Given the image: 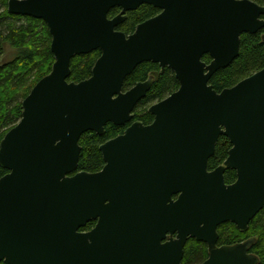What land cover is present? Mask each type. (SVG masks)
<instances>
[{
	"label": "water",
	"instance_id": "1",
	"mask_svg": "<svg viewBox=\"0 0 264 264\" xmlns=\"http://www.w3.org/2000/svg\"><path fill=\"white\" fill-rule=\"evenodd\" d=\"M143 4L159 14L130 34L117 30ZM115 7L121 12L109 17ZM8 11L45 21L55 62L0 142V166L9 171L0 177V263L182 264L185 245L195 238L208 244L201 264H259L250 252L255 239L217 242L220 224L246 230L264 208V68L221 92L210 80L239 56L242 34L264 27V6L9 0ZM94 50L101 56L91 77L69 81L71 60ZM143 62L170 67L179 89L150 107L152 124L134 121L101 146L103 170L77 172L83 134L133 120L152 80L123 86ZM221 136L232 148L210 171ZM227 169L237 172L233 184L225 181ZM92 220L94 229L80 231Z\"/></svg>",
	"mask_w": 264,
	"mask_h": 264
},
{
	"label": "trees",
	"instance_id": "2",
	"mask_svg": "<svg viewBox=\"0 0 264 264\" xmlns=\"http://www.w3.org/2000/svg\"><path fill=\"white\" fill-rule=\"evenodd\" d=\"M8 1L0 0V59L7 46L13 50L11 57L0 64V142L22 118L23 100L35 84L50 73L55 62L51 51L52 36L45 21L32 16L11 14L8 11ZM252 1L264 6V0ZM120 10V7L113 8L109 17L118 14ZM159 12L160 10L153 5L143 4L136 10L129 11L127 19L118 25L117 30L130 34L139 23ZM100 56L101 50L75 56L71 60L69 81L80 82L91 77L93 67ZM203 60L210 63L212 58L205 55ZM263 68L264 28L257 33L241 35L239 56L228 67L218 70L211 78L210 84L221 92ZM151 73L156 75V80L134 110V120H140L144 124L150 123L154 118L148 112L149 105L165 98L180 86L171 68L166 67L161 72L158 63L143 62L125 79L123 90H128L137 81L145 80ZM126 126L109 123L105 127L104 135H98L93 131L85 133L80 139L82 151L79 170L92 172L101 169L104 160L99 145L107 138L123 133ZM230 147L228 139L222 136L217 143L215 154L209 160V169L220 165L227 158ZM8 172L0 166V177ZM235 179V171L226 173L228 183ZM93 224L90 223L87 228H91ZM219 233V244L222 245H231L248 236H255L257 241L251 252L259 257V264H264V208L252 220L247 232H239L232 223H226L220 226ZM207 258V245L196 239H189L185 246L183 264H201Z\"/></svg>",
	"mask_w": 264,
	"mask_h": 264
},
{
	"label": "flooded vegetation",
	"instance_id": "3",
	"mask_svg": "<svg viewBox=\"0 0 264 264\" xmlns=\"http://www.w3.org/2000/svg\"><path fill=\"white\" fill-rule=\"evenodd\" d=\"M120 12H121V10H120ZM119 12V13H120ZM118 13V14H119ZM128 13V12H127ZM118 14H116V15H114L113 17H115V16H117ZM159 14V13H158ZM264 18V17H263ZM127 19V18H126ZM264 28V27H263ZM262 28V29H263ZM260 31V30H259ZM160 65V64H159ZM161 66V65H160ZM168 67V66H167ZM166 68V67H165ZM164 68V69H165ZM170 68V67H169ZM162 67H161V72L164 70ZM175 73V72H174ZM176 76V75H175ZM149 80H152V85H153V83L155 82V80H156V75L154 74V73H151V74H149L148 75V77L145 79V80H142V81H137L134 85H132L129 89H131L132 87H134L135 85H137L138 83H142V82H147V81H149ZM178 80V79H177ZM180 84V83H179ZM180 87V86H179ZM151 88H152V86H151ZM128 89V90H129ZM179 89V88H178ZM151 90V89H150ZM149 90V91H150ZM127 91V90H126ZM148 91V92H149ZM176 91V90H175ZM174 91V92H175ZM147 92V93H148ZM173 93V92H172ZM171 93V94H172ZM170 95V94H169ZM168 95V96H169ZM146 96V95H145ZM168 96H166V97H168ZM165 97V98H166ZM144 98V97H143ZM142 98V99H143ZM165 98H163V99H165ZM141 99V100H142ZM163 99H160V100H157V101H155V102H153L152 104H150L149 105V107H148V112L150 113V114H152L150 111H149V109H150V107L153 105V104H155V103H157V102H159V101H161V100H163ZM140 100V101H141ZM139 101V102H140ZM139 102L137 103V105H136V107L138 106V104H139ZM135 107V108H136ZM135 110V109H134ZM133 114H134V111H133ZM153 115V114H152ZM154 116V115H153ZM134 121H137V120H134V117H133V120L131 121V122H129V123H127L126 125H124V126H126V128L128 127V126H130ZM140 121V120H139ZM153 121H154V118H153V120L150 122V123H148V124H152L153 123ZM129 124V125H128ZM148 124H146V125H148ZM107 126V125H106ZM126 128H125V130H126ZM124 130V131H125ZM124 133V132H123ZM84 135V134H83ZM82 135V136H83ZM98 135H104V134H98ZM120 135H123L122 133L121 134H117V135H115V136H111V137H109V138H107L106 140H104L100 145H99V150L101 151V153H102V156H103V160H104V165H103V167L101 168V169H99V170H97V171H85V170H79V165H78V170H77V172H88V173H97V172H99V171H101V170H103V168H104V166L106 165V161H105V158H104V155H103V152H102V150H101V146L103 145V144H105L106 142H108V141H110V140H112V139H115V138H117L118 136H120ZM81 136V137H82ZM222 137V136H221ZM220 137V138H221ZM223 137H225V136H223ZM219 138V139H220ZM227 138V137H226ZM81 139V138H80ZM228 139V138H227ZM219 141V140H218ZM228 141H229V139H228ZM229 143H230V141H229ZM79 144H80V142H79ZM231 144V143H230ZM81 146V145H80ZM232 148V144H231V147H230V149ZM230 149H229V151H230ZM81 151H82V146H81ZM229 151H228V155H229ZM80 156H81V153H80ZM228 157V156H227ZM227 159V158H226ZM225 159V160H226ZM225 160L220 164V165H222L224 162H225ZM79 161H80V158H79ZM209 163V162H208ZM220 165H218V166H216L215 168H213V169H209V167H208V169L210 170V171H213V170H215V169H217ZM228 171H235L236 172V170H234V169H227L226 171H225V173H224V178H225V181H226V173L228 172ZM237 180V172H236V179L233 181V182H230V183H228L227 181H226V183L227 184H233L235 181ZM178 198V195H175V196H173V199H177ZM258 214V213H257ZM257 214L253 217V219L257 216ZM253 219H251V221L249 222V224H248V228L246 229V230H240L239 229V227H238V225L237 224H235V223H233V222H231V221H228V222H225V223H222V224H220L219 226H218V233H219V228H220V226L221 225H223V224H226V223H232L236 228H237V230L239 231V232H247L248 230H249V226H250V223L252 222V220ZM90 223H94L93 224V226L91 227V228H87L88 227V225L90 224ZM97 225V220H92V221H89L86 225H85V227H83V228H81L80 229V231H82V232H89V231H91L92 229H94L95 228V226ZM177 236V233L176 234H174V238ZM219 238H220V233H219ZM219 238H218V242H217V245L218 246H223V245H227V244H219ZM189 239H195V238H189ZM188 239V240H189ZM252 239H255L256 241H257V238L255 237V236H248V237H246V238H244V239H242L241 241H239V242H244V241H247V240H252ZM197 240V239H196ZM165 241H167V240H165ZM164 241V242H165ZM198 241V240H197ZM256 241H254V243H253V245L256 243ZM188 242V241H187ZM201 242H203V241H201ZM239 242H236V243H239ZM205 243V242H204ZM236 243H234V244H236ZM187 244V243H186ZM206 245H207V248H208V244L207 243H205ZM232 245V244H231ZM253 245L251 246V249H252V247H253ZM186 246V245H185ZM251 249H250V252H251ZM252 253V252H251ZM184 254H185V248H184ZM254 254V253H253ZM209 255V254H208ZM256 255V254H255ZM184 258V257H183ZM205 261V260H204ZM203 261V262H204ZM202 262V263H203ZM182 264H183V260H182Z\"/></svg>",
	"mask_w": 264,
	"mask_h": 264
},
{
	"label": "rangeland",
	"instance_id": "4",
	"mask_svg": "<svg viewBox=\"0 0 264 264\" xmlns=\"http://www.w3.org/2000/svg\"><path fill=\"white\" fill-rule=\"evenodd\" d=\"M12 48L10 46L6 47V51L4 53V55L2 56V58L0 59V64H2L4 61H7L10 57H11V53H12Z\"/></svg>",
	"mask_w": 264,
	"mask_h": 264
}]
</instances>
